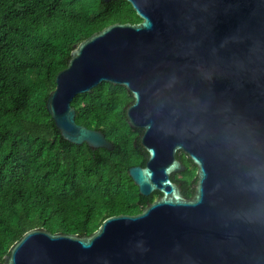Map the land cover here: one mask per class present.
Segmentation results:
<instances>
[{"label":"water","instance_id":"95a60500","mask_svg":"<svg viewBox=\"0 0 264 264\" xmlns=\"http://www.w3.org/2000/svg\"><path fill=\"white\" fill-rule=\"evenodd\" d=\"M127 1L140 20L74 44L46 107L66 140L112 150L72 100L125 86L149 153L128 172L140 194L161 196L89 235L31 228L2 264H264V0ZM180 143L199 166L190 198L170 178Z\"/></svg>","mask_w":264,"mask_h":264},{"label":"trees","instance_id":"16d2710c","mask_svg":"<svg viewBox=\"0 0 264 264\" xmlns=\"http://www.w3.org/2000/svg\"><path fill=\"white\" fill-rule=\"evenodd\" d=\"M139 20L127 0H0V264L31 228L89 235L144 203L128 171L147 152L127 122L125 86L102 82L72 100L76 121L102 130L112 150L66 140L46 107L74 44Z\"/></svg>","mask_w":264,"mask_h":264},{"label":"flooded vegetation","instance_id":"af4514ba","mask_svg":"<svg viewBox=\"0 0 264 264\" xmlns=\"http://www.w3.org/2000/svg\"><path fill=\"white\" fill-rule=\"evenodd\" d=\"M138 129H141V133H140V137H141V134L143 133V129L142 128H138ZM139 142H140V138H139ZM144 150L147 152V159H148L149 153L146 148H144ZM176 158L180 163V167L178 171L171 173L170 178L174 183H176L180 187L181 193L184 196L190 198L193 196L196 190V184L199 177L198 175L199 166L194 161L192 154L189 151V148H187L183 143H180L179 147L176 150ZM143 196H144V203L140 205V207L137 210H135V212L133 213L139 212L142 208L147 206L153 200L160 197L161 192L158 189H156L152 191L150 194Z\"/></svg>","mask_w":264,"mask_h":264}]
</instances>
